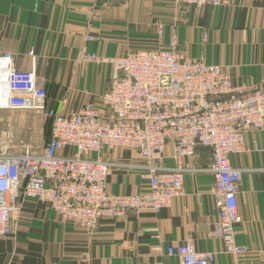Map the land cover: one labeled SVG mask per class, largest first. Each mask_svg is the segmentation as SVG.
Returning a JSON list of instances; mask_svg holds the SVG:
<instances>
[{"label":"crops","instance_id":"crops-1","mask_svg":"<svg viewBox=\"0 0 264 264\" xmlns=\"http://www.w3.org/2000/svg\"><path fill=\"white\" fill-rule=\"evenodd\" d=\"M158 23L165 25L161 39ZM174 41L189 56L231 67L236 87L264 86V0L219 7L173 0H0V52L12 54L18 69L36 70L48 106L65 112L87 103L102 106L117 75L110 63L86 61L84 54L121 57L136 47L170 48ZM248 144L251 151L231 158L243 172V221L235 233L245 251L239 257L223 252L210 152L198 146L191 163L200 170L186 175L184 193L171 207L105 221L91 235L64 223L43 202L27 199L13 215L12 233L0 236V264H183L166 252L183 243L217 251L212 264H264V130L250 132ZM122 158L130 160L131 153ZM108 190L146 194L150 184L139 173L115 171Z\"/></svg>","mask_w":264,"mask_h":264},{"label":"built area","instance_id":"built-area-1","mask_svg":"<svg viewBox=\"0 0 264 264\" xmlns=\"http://www.w3.org/2000/svg\"><path fill=\"white\" fill-rule=\"evenodd\" d=\"M173 1L219 7L231 0ZM158 28L161 39L165 25ZM83 59L108 62L117 75L102 106L87 103L65 112L48 106L49 93L36 70L18 69L12 54L0 52V236L12 233L13 215L27 199L43 202L88 235L128 213L171 207L184 193L186 175L200 170L191 161L202 146L210 152L223 252L239 257L245 251L235 233L243 221L238 209L243 172L231 158L251 151L249 133L264 130V86L236 87L231 67L189 56L175 41L170 48L136 47L121 57ZM15 111L47 119L50 139L40 146L15 137L11 124L3 127L5 115ZM124 151L130 160L122 158ZM115 171L139 173L150 192L110 193ZM166 252L183 264H212L218 254L191 243L170 245Z\"/></svg>","mask_w":264,"mask_h":264},{"label":"rangeland","instance_id":"rangeland-1","mask_svg":"<svg viewBox=\"0 0 264 264\" xmlns=\"http://www.w3.org/2000/svg\"><path fill=\"white\" fill-rule=\"evenodd\" d=\"M11 124L15 137L21 138L33 145H43L49 138L50 122L42 115L33 112H8L4 119V128Z\"/></svg>","mask_w":264,"mask_h":264}]
</instances>
